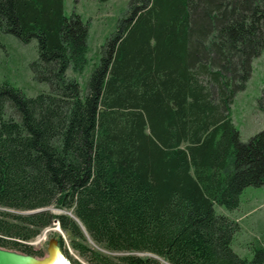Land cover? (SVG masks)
<instances>
[{
	"label": "trees",
	"instance_id": "trees-1",
	"mask_svg": "<svg viewBox=\"0 0 264 264\" xmlns=\"http://www.w3.org/2000/svg\"><path fill=\"white\" fill-rule=\"evenodd\" d=\"M88 31L64 0H0V32L36 39L50 87L0 82V247L42 256L26 242L57 221L86 264H264L214 208L264 186V127L241 141L230 108L264 50V0H129L83 90L67 70Z\"/></svg>",
	"mask_w": 264,
	"mask_h": 264
},
{
	"label": "rangeland",
	"instance_id": "rangeland-1",
	"mask_svg": "<svg viewBox=\"0 0 264 264\" xmlns=\"http://www.w3.org/2000/svg\"><path fill=\"white\" fill-rule=\"evenodd\" d=\"M128 6L129 0H64L65 14L69 15L75 11L88 24L86 64L81 72L74 68L67 70V74L75 77L83 90L90 69L98 60L100 46L106 37L114 32L117 20L125 14ZM36 58V39L23 43L10 33L0 32V82H6L20 89L27 96L49 91L48 83L38 81L33 76L30 65ZM263 93L264 50L253 60L251 76L245 88L235 95L230 106L232 121L239 131L241 141H247L264 127V113L258 107V99ZM214 208L217 213L234 219L239 225L232 242L233 250L242 257L252 258L255 247L259 244L264 246V186L245 187L236 208L226 209L217 204ZM42 236L44 239L38 241L39 238H43ZM50 238L58 240L62 254L63 250H67L71 258L86 264L85 260L71 248L70 235L56 225L43 229L38 236L26 242L35 252L42 251V256L37 253L33 256L40 259L46 256ZM90 244L108 256L121 254ZM6 249L23 253L16 248Z\"/></svg>",
	"mask_w": 264,
	"mask_h": 264
},
{
	"label": "water",
	"instance_id": "water-1",
	"mask_svg": "<svg viewBox=\"0 0 264 264\" xmlns=\"http://www.w3.org/2000/svg\"><path fill=\"white\" fill-rule=\"evenodd\" d=\"M52 210L56 213H59L58 211H60L57 208H52ZM53 225L60 228L57 221H54ZM57 256H61L67 264H71L70 261L62 254L56 238L49 239L46 248V256L41 259L31 254L21 253L15 250L0 247V264H47L51 259Z\"/></svg>",
	"mask_w": 264,
	"mask_h": 264
},
{
	"label": "bare ground",
	"instance_id": "bare-ground-1",
	"mask_svg": "<svg viewBox=\"0 0 264 264\" xmlns=\"http://www.w3.org/2000/svg\"><path fill=\"white\" fill-rule=\"evenodd\" d=\"M42 237L43 238H39L38 241L43 240L44 236H42ZM47 264H67V263L63 260V258H61V256H57V257L51 259Z\"/></svg>",
	"mask_w": 264,
	"mask_h": 264
},
{
	"label": "crops",
	"instance_id": "crops-1",
	"mask_svg": "<svg viewBox=\"0 0 264 264\" xmlns=\"http://www.w3.org/2000/svg\"><path fill=\"white\" fill-rule=\"evenodd\" d=\"M260 55H261V54H260ZM260 55H259V56H260Z\"/></svg>",
	"mask_w": 264,
	"mask_h": 264
},
{
	"label": "flooded vegetation",
	"instance_id": "flooded-vegetation-1",
	"mask_svg": "<svg viewBox=\"0 0 264 264\" xmlns=\"http://www.w3.org/2000/svg\"><path fill=\"white\" fill-rule=\"evenodd\" d=\"M59 243V242H58Z\"/></svg>",
	"mask_w": 264,
	"mask_h": 264
}]
</instances>
